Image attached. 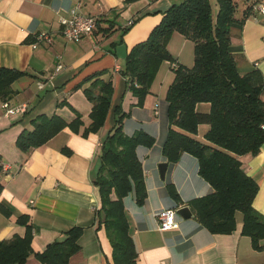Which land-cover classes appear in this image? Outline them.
I'll use <instances>...</instances> for the list:
<instances>
[{"label":"crops","instance_id":"0c3cea01","mask_svg":"<svg viewBox=\"0 0 264 264\" xmlns=\"http://www.w3.org/2000/svg\"><path fill=\"white\" fill-rule=\"evenodd\" d=\"M179 1L0 0V66L26 73L13 84L16 94L8 103L28 105L27 113L6 117L0 100V203L12 212L9 217L0 211V241L23 237L26 227L17 219L29 216L34 238L33 254L26 264H42L35 254L55 241H63L66 232L76 226L84 229L81 249L69 264H115L111 242L98 216L101 202L94 182L101 165V148L115 126V108L120 105L128 114L123 122L125 134L145 131L156 139L153 147L137 149L148 192L145 204L138 206L134 193L124 199L137 264H264V252L254 250L251 239L241 233L242 217L237 216V230L231 235L211 234L195 216H177L178 229H158L156 214L177 207L167 185H174L178 191L182 200L179 207L190 206V201L211 194L213 189L199 175L194 156L183 154L170 165L162 152L169 129L166 94L175 78L173 62H163L159 67L146 109L137 106L120 71L132 48L145 41L163 13ZM78 4L82 15L97 17L99 24L93 35L73 43L64 39L60 17L69 18ZM244 10L245 6L241 7L237 16L241 17ZM133 21L135 24L124 33ZM43 33L52 42L34 48L36 36ZM232 44L239 72L259 70L264 77V16L254 10L241 31L233 28ZM168 50L174 62L193 67L192 41L174 33ZM101 71H108L103 78L113 81L112 106L103 128L83 137L93 108L84 94L90 83L84 80ZM64 101L69 106L57 108ZM197 109L209 112L210 106L200 104ZM76 113L83 121L80 133L65 128L29 152L17 147L18 137L34 129L37 117L57 114L70 122ZM209 128L200 125L196 137L204 141ZM239 160L243 171L259 185L253 206L264 216V146L257 155H243ZM164 162L168 168L162 180L158 167Z\"/></svg>","mask_w":264,"mask_h":264},{"label":"trees","instance_id":"16d2710c","mask_svg":"<svg viewBox=\"0 0 264 264\" xmlns=\"http://www.w3.org/2000/svg\"><path fill=\"white\" fill-rule=\"evenodd\" d=\"M136 1L126 0L127 3ZM216 2V15L211 0H185L172 5L149 37L132 48L120 73L127 79V89L137 99V106L142 107L161 64L174 62L168 50L173 34L179 33L194 43L193 67L178 64L172 68L175 78L166 94L169 129L162 147L163 155L170 165L176 164L183 154L197 159L199 175L213 189L211 194L189 202L203 228L211 234L231 235L237 230L240 213L242 235L251 239L254 250L264 252V216L253 206L259 185L243 171L239 160L243 155H257L264 146V77L259 70L239 72L232 44L233 28L242 30L254 12L256 1ZM243 6L245 10L238 17ZM135 22L125 28L124 33ZM107 73L97 72L84 80L90 83L84 94L93 108L89 116L91 123L82 131L83 137L99 132L105 125L114 93L112 79L103 78ZM25 74L0 66L2 102L13 99L16 94L13 84ZM200 104H209V112L199 111ZM63 106L69 103L57 104V108ZM76 114V119L70 122L57 114L37 117L33 120L34 129L25 130L18 137L17 147L29 152L45 145L65 128L80 133L83 121L81 115ZM115 115V126L101 148V165L94 182L101 202L98 216L111 242L114 263L137 264L138 253L124 199L134 193L136 204H145L148 192L137 149L153 147L156 139L145 131L125 134L123 122L128 114L121 105L115 108ZM200 125L210 127L204 141L196 137ZM167 188L179 207L182 200L175 186L169 184ZM2 190L0 183V194ZM0 211L9 217L12 215L2 202ZM17 223L26 227V233L23 237L0 241V264H26L33 254L34 228L30 217L21 215ZM83 232L82 227H73L66 232L63 241L48 245L43 252L36 253L35 258L42 264H69L81 249L79 240Z\"/></svg>","mask_w":264,"mask_h":264},{"label":"built area","instance_id":"2783aa9c","mask_svg":"<svg viewBox=\"0 0 264 264\" xmlns=\"http://www.w3.org/2000/svg\"><path fill=\"white\" fill-rule=\"evenodd\" d=\"M256 4L254 10L260 15L264 16V0H255ZM81 5L78 4L75 8L71 10L69 18L60 17V24L62 26V35L64 39L68 42L79 43L84 38L89 37L94 34L98 27V18L93 16H84L80 12ZM47 42L51 43L52 39L48 34H39L36 36V41L33 44L34 48L40 43ZM172 68L178 67L176 62L171 64ZM61 67L59 66V69ZM4 109V116L14 117L27 113V104L11 105L8 102L2 104ZM6 167H4V170ZM158 229L160 231H166L171 229H178L179 223L177 221L176 209H167L156 214Z\"/></svg>","mask_w":264,"mask_h":264},{"label":"water","instance_id":"95a60500","mask_svg":"<svg viewBox=\"0 0 264 264\" xmlns=\"http://www.w3.org/2000/svg\"><path fill=\"white\" fill-rule=\"evenodd\" d=\"M167 168H168V163L164 162L159 164L158 169L162 180H164L166 177ZM176 214L177 216H180L184 219H191L194 216L190 206H182L177 208Z\"/></svg>","mask_w":264,"mask_h":264},{"label":"rangeland","instance_id":"374dc122","mask_svg":"<svg viewBox=\"0 0 264 264\" xmlns=\"http://www.w3.org/2000/svg\"><path fill=\"white\" fill-rule=\"evenodd\" d=\"M185 0H180L179 1V4L180 3H182V2H184ZM211 3H212V6H213V13H214V15H216L217 14V10H218V6H217V2H216V0H211ZM147 103H146V100H145V103H144V105L142 106L144 109H146V105ZM139 107V106H138ZM242 217V215L239 213L238 214V218H241Z\"/></svg>","mask_w":264,"mask_h":264}]
</instances>
